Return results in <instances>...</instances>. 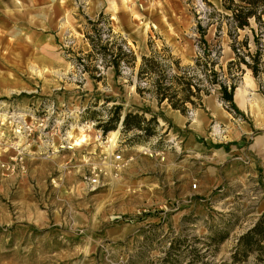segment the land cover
Instances as JSON below:
<instances>
[{
  "label": "rangeland",
  "instance_id": "1",
  "mask_svg": "<svg viewBox=\"0 0 264 264\" xmlns=\"http://www.w3.org/2000/svg\"><path fill=\"white\" fill-rule=\"evenodd\" d=\"M110 6L112 16L101 26L119 33L136 55L135 66L122 68L120 76L98 65L99 72L93 74H100V79L95 80L83 70L79 57L91 49L84 37L90 31L87 19L98 14L89 17L81 8L82 29L67 27L54 46H48L58 48L63 58L48 53L54 60L44 64L36 49L25 65L11 61L13 68L5 67L0 58V264H192L194 251L201 255L195 264H259L252 255L233 263L230 255L237 237L264 213V101L258 99L262 95L248 98L254 112L228 111L229 121L224 123L211 117L203 131L207 147L224 144L235 152L233 160L222 164L211 150H185L177 127L164 117L154 97L145 89L136 91V71L140 56L149 53V41L158 51L168 46L181 65L192 64L199 39L196 16L181 37L196 46L195 56L180 58L171 50L177 42L162 27L141 23L140 16L125 25L117 5ZM260 11L264 12V0L258 1ZM224 16L216 12L202 24L209 46H220L214 58L226 76L233 52ZM218 24L221 32L215 38ZM250 27L260 31L253 19ZM238 33L239 41L249 36L252 50L249 29ZM232 73L237 86L257 92L246 68ZM138 83L145 86L143 79ZM210 94L218 98L217 87ZM114 104L122 106V116L136 108L149 109L143 113L144 125L156 115L157 123H148L152 134L125 130L120 123L103 132L98 125L108 119ZM199 108H204L202 101L181 113L188 118L183 132ZM241 147L245 148L239 153ZM112 151L129 161L116 176L107 172L103 185L91 187L86 179L90 162ZM218 229L227 231V237L209 244Z\"/></svg>",
  "mask_w": 264,
  "mask_h": 264
},
{
  "label": "trees",
  "instance_id": "2",
  "mask_svg": "<svg viewBox=\"0 0 264 264\" xmlns=\"http://www.w3.org/2000/svg\"><path fill=\"white\" fill-rule=\"evenodd\" d=\"M225 9L231 11L230 16H224L227 25V35L230 38V48L233 57L227 62V73L223 76L222 66H217V60L221 49L219 44L211 48L204 38L206 29L203 24L196 21V30L199 33L197 43V54L193 58L192 64L181 65L180 59L171 54L170 49L165 44L158 50L152 47L149 41V53L140 56V63L136 71V91L141 94L143 91L149 92L160 105L166 102L172 109L184 113L188 105L195 107L201 105L204 95H208L213 87H217L218 100L223 107L235 114H242L233 100L234 90L237 87L236 77L232 70L242 72L246 68L254 79L257 92L264 97V12H257L259 0H238L237 7H233L234 0H222ZM223 17V16H222ZM109 16L103 12L98 13L96 19H87L90 24V31H86L84 37L90 44V51L79 57V62L83 70L89 72L92 79H100V74H93L97 71L98 65L111 67L116 76H120L122 68L134 67L136 55L127 41L119 34L113 33L109 28H103L101 23H107ZM250 19H253L259 28V32L250 27ZM211 23V22H210ZM209 23V24H210ZM206 24V26H209ZM248 28L252 35L253 49L249 36L245 34L242 40H237L238 30ZM221 32V25L216 26L215 38ZM214 55V56H213ZM87 60V62H84ZM97 67V68H96ZM143 79L145 86L141 87L138 83ZM145 89V90H144ZM122 106L114 104L111 114L103 123L98 126L103 132L115 128L117 123L125 129L144 130L150 135L153 127L149 124L157 123L156 115L151 114L146 121L143 113L150 112L147 108H136L135 112L127 111L121 115ZM142 112V113H139ZM149 123V124H148ZM227 231L216 230L210 237V243L221 242L227 237ZM213 242V243H211ZM252 255L259 264H264V213L245 232L240 234L230 255L233 263L243 262ZM196 259L201 258L196 251ZM195 260H192L195 264Z\"/></svg>",
  "mask_w": 264,
  "mask_h": 264
},
{
  "label": "crops",
  "instance_id": "3",
  "mask_svg": "<svg viewBox=\"0 0 264 264\" xmlns=\"http://www.w3.org/2000/svg\"><path fill=\"white\" fill-rule=\"evenodd\" d=\"M113 2L117 5L118 15L125 25L133 24L134 16H140L139 22L147 21L149 24H156L166 30L167 35L173 38L172 41L177 42V45H171V50L178 57L192 58L195 56L196 46L192 44L190 47L181 38L185 33L183 31L185 25L191 28L194 16L186 0H0V58L5 62L2 64L7 68H13L10 62L16 59L25 65L29 63L30 52L36 49H38L39 62H44V64L54 60L50 59L51 56H48V53L56 55L57 58H63L58 48L52 49L48 46L53 47L54 39L67 27L82 29L79 8L89 17L96 16L101 11L107 13V16H112L113 9L110 5ZM208 2L219 15L224 16L230 13L224 8L222 0H208ZM134 24L138 26L137 22ZM250 79L255 85L251 76ZM241 86L235 88L233 100L242 114L246 115L253 111L247 104L248 98H255L261 94L255 90L251 92L250 86L245 88ZM152 99L157 104V101ZM258 99L264 101L262 96H258ZM202 103L204 108L194 110L186 132H183L184 129L182 131V127H185L188 118L179 110L172 109L167 103L162 102L160 107L164 117L177 127L178 134H176L180 137L179 141L182 140L185 150L194 154L202 153L203 150H211L219 157L220 163H228L235 158L232 156L235 153L233 149L224 144L215 147H209V145L208 148L203 131L208 121L212 119L211 117L224 123L229 119L230 113L220 104L215 95H205ZM193 118L198 119V122L194 123ZM261 120L264 121V118ZM232 133V137H236V132ZM228 136H230L229 132ZM244 148H237V151L241 153Z\"/></svg>",
  "mask_w": 264,
  "mask_h": 264
},
{
  "label": "built area",
  "instance_id": "4",
  "mask_svg": "<svg viewBox=\"0 0 264 264\" xmlns=\"http://www.w3.org/2000/svg\"><path fill=\"white\" fill-rule=\"evenodd\" d=\"M187 3L192 14L196 16L197 21L201 24L202 21L210 20L211 16H216L215 9L208 2V0H188ZM27 128L31 131L32 125L29 124ZM128 161L129 160L124 158L122 153L119 151H112L109 154L103 152V154H100L89 164L88 178H86L88 184L91 185V187L103 185L105 183L104 176L107 172L116 176L120 169L123 168Z\"/></svg>",
  "mask_w": 264,
  "mask_h": 264
},
{
  "label": "bare ground",
  "instance_id": "5",
  "mask_svg": "<svg viewBox=\"0 0 264 264\" xmlns=\"http://www.w3.org/2000/svg\"><path fill=\"white\" fill-rule=\"evenodd\" d=\"M109 134L111 135L110 136V139L112 140L113 139V136L112 135L114 134V132L110 131ZM75 144H79V141L77 142V140H76Z\"/></svg>",
  "mask_w": 264,
  "mask_h": 264
}]
</instances>
